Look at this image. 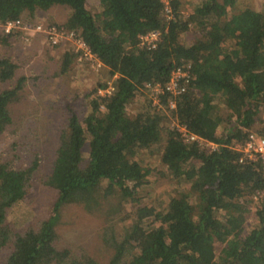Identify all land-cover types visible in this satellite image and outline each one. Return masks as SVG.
Instances as JSON below:
<instances>
[{
    "label": "trees",
    "instance_id": "trees-1",
    "mask_svg": "<svg viewBox=\"0 0 264 264\" xmlns=\"http://www.w3.org/2000/svg\"><path fill=\"white\" fill-rule=\"evenodd\" d=\"M188 5L184 12L172 0L167 15L159 0H0V23L68 8L64 23L47 25L82 40L114 87L105 98L90 92L83 118L67 106L48 162L28 136L1 155L0 264H264V197L252 200L264 190L261 165L240 163L235 149L264 119V11L238 0ZM151 32L159 34L155 47L140 46ZM16 40L0 32L1 46ZM63 46L52 79L77 60L71 43ZM182 65L190 66L186 90L174 110L156 111L145 85L166 84ZM19 69L20 60L0 56V139L16 134L12 105L28 81ZM135 102L139 108L129 112ZM176 126L215 148L184 141ZM141 151L160 153L173 185L157 206L137 196L151 177L137 160ZM36 183L55 194L47 215L19 228L6 224ZM70 205L99 221L105 263L59 246L56 226Z\"/></svg>",
    "mask_w": 264,
    "mask_h": 264
},
{
    "label": "rangeland",
    "instance_id": "rangeland-1",
    "mask_svg": "<svg viewBox=\"0 0 264 264\" xmlns=\"http://www.w3.org/2000/svg\"><path fill=\"white\" fill-rule=\"evenodd\" d=\"M192 1L180 0L184 12L189 8L188 3ZM238 1L239 4L257 12L264 11V0ZM88 8L92 13L97 11L92 2L88 4ZM68 14V8L57 6L47 12L38 11L29 22L61 25L66 21ZM17 42L23 48L19 46L17 49H12L0 45V56L9 54L18 62L20 60L18 73L25 75L28 81L21 92V100L12 105L13 130L16 131V134L6 135L5 138L0 139V157L13 141L28 136L29 140L38 145L46 156L45 162H48L52 156V149L57 137L56 132L65 123L67 106L74 108L80 118H83L86 111L85 97L98 88L99 84L111 81L106 79L107 69H92L86 60L78 61V55L70 72L62 77L52 79L50 77L57 70L66 47L51 50L47 48L50 47L49 44L47 45V42L40 37L30 38L28 42L24 43L21 40H16L14 43L18 44ZM145 95L150 101L147 91ZM139 106V102H135L128 107V110L135 112ZM260 120V123L255 126L256 132L264 131L262 116ZM137 160L151 170L149 183L138 189L137 196L144 203L157 206L159 201L167 197L173 186L162 173L160 153L141 151L137 155ZM43 166L44 171H47L48 164L45 163ZM54 200V192L36 183L27 203L12 209L6 217V224L19 228L34 218L45 217ZM252 200L255 201L253 198ZM252 206H250V210H252ZM253 221L254 217L251 213L248 215L247 224L252 225ZM99 228V221L87 215L80 207L65 206L61 210V217L56 226L60 236L59 246L83 249L99 262L105 263L109 254L98 241Z\"/></svg>",
    "mask_w": 264,
    "mask_h": 264
},
{
    "label": "built area",
    "instance_id": "built-area-1",
    "mask_svg": "<svg viewBox=\"0 0 264 264\" xmlns=\"http://www.w3.org/2000/svg\"><path fill=\"white\" fill-rule=\"evenodd\" d=\"M164 5L165 13L170 14V2L172 0H159ZM0 32L5 35L14 34L17 40H21L23 43L28 42L30 38L40 37L45 40L50 47L63 46L71 43L74 52L78 55V61L86 60L92 69L103 68V64L94 58L86 44L76 38V36L67 30L59 29L55 25H47L42 22L32 23L24 22L22 20H13L0 23ZM159 34L157 32H151L140 38V46L155 47V43L158 40ZM190 66L182 65L176 68L169 81L164 84H146L145 88L150 96V102L152 107L156 111H163L166 108L168 111L175 109V99L180 96L187 88L190 82ZM114 90L112 82H107L105 87L97 88L96 94L99 97L105 98L112 94ZM178 127V126H176ZM179 133L186 142H197L199 146L212 148L215 146L206 143L199 139L195 135L187 133V131L178 127ZM235 149L241 154L239 162L260 164L262 174L264 177V135L258 132H250L247 139L241 145H236ZM264 197V190L259 193L258 196H254L253 199Z\"/></svg>",
    "mask_w": 264,
    "mask_h": 264
},
{
    "label": "crops",
    "instance_id": "crops-1",
    "mask_svg": "<svg viewBox=\"0 0 264 264\" xmlns=\"http://www.w3.org/2000/svg\"><path fill=\"white\" fill-rule=\"evenodd\" d=\"M18 43V42H17ZM21 47V48H23V46L22 45H19V43L18 44H16V43H14L11 47H9V48H12V49H17L18 47ZM5 48H7V47H5ZM5 56H9V54H7V55H5Z\"/></svg>",
    "mask_w": 264,
    "mask_h": 264
}]
</instances>
